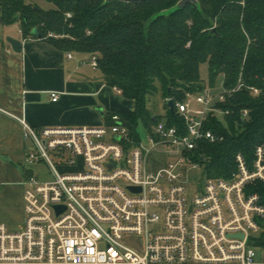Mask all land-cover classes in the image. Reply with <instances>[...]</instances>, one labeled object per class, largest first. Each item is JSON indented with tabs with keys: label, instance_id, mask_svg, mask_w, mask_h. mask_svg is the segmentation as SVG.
Wrapping results in <instances>:
<instances>
[{
	"label": "built area",
	"instance_id": "obj_1",
	"mask_svg": "<svg viewBox=\"0 0 264 264\" xmlns=\"http://www.w3.org/2000/svg\"><path fill=\"white\" fill-rule=\"evenodd\" d=\"M90 65L99 69L97 57ZM242 87L188 95L175 105L184 127L155 124L148 149L118 114L110 125L72 128L37 129L18 118L28 143L25 220L18 232L0 224V264H264L256 252L264 258V203L253 189L264 184V146L252 169L237 154L229 178H208L187 194V172L201 168L199 144L222 140L207 124L218 111L229 115L222 105ZM160 148L162 164L152 169Z\"/></svg>",
	"mask_w": 264,
	"mask_h": 264
},
{
	"label": "trees",
	"instance_id": "obj_2",
	"mask_svg": "<svg viewBox=\"0 0 264 264\" xmlns=\"http://www.w3.org/2000/svg\"><path fill=\"white\" fill-rule=\"evenodd\" d=\"M44 1L49 10L27 0H0V26L18 23L24 39L97 57L106 85L134 103L132 111L116 114L135 141L140 125L147 131L159 122L184 127L175 105L206 89L201 65L209 66L211 86L219 75L227 90L241 81L242 89L222 105L230 112L224 123L207 124L222 140L200 143L196 155L207 178H229L237 154L252 169L257 147L264 146V0H196L178 10L181 0ZM35 29L40 37L32 35ZM158 92L165 116L148 109V99ZM107 121L110 125L111 116ZM253 189L264 203V184Z\"/></svg>",
	"mask_w": 264,
	"mask_h": 264
},
{
	"label": "crops",
	"instance_id": "obj_3",
	"mask_svg": "<svg viewBox=\"0 0 264 264\" xmlns=\"http://www.w3.org/2000/svg\"><path fill=\"white\" fill-rule=\"evenodd\" d=\"M8 31L0 26V224L21 231L28 143L18 118L37 129L101 126L113 114L132 111L134 103L106 85L89 54L24 39L20 29L16 36ZM7 37L22 42L21 53L12 50ZM52 93L59 95L55 102Z\"/></svg>",
	"mask_w": 264,
	"mask_h": 264
},
{
	"label": "rangeland",
	"instance_id": "obj_4",
	"mask_svg": "<svg viewBox=\"0 0 264 264\" xmlns=\"http://www.w3.org/2000/svg\"><path fill=\"white\" fill-rule=\"evenodd\" d=\"M27 2L31 3L32 5L36 4L40 8H42L43 10H49L51 8V5L46 3L44 0H27ZM18 29H20L19 24L18 23L14 24V25L9 27L8 33L12 36H16V35H18L17 34ZM200 76H201V79L206 84V86H207L206 89H207L210 96L216 97L219 94L224 92L225 88H224V77H223V75H219L216 78L213 86L210 85V74H209L208 64L205 63V64L201 65ZM186 99H187V97H186ZM148 109L153 116H165L166 110H165L164 100H163L161 92L154 94L153 96H151L148 99ZM215 115H216L215 117L219 121L224 123L225 115H223V113L221 111H218ZM147 133H148L147 129L143 125H140L138 128V134L140 135V138L143 141V146L145 149H148L150 147V144H148L147 140H146ZM162 152H163V150L160 148L156 151V153L151 154L149 164H150L152 169H155L156 167H158L162 164L163 160L161 159V157L159 158V155H158V154H162ZM40 173H41L40 176L42 178L47 177L46 167H44ZM207 180H208L207 175H206V173L202 167L198 168V169H190L187 172V176H186V182H187V186H188V191H187L188 196L193 195L195 190H196V187L200 184H203ZM9 230L10 231H18L19 229L13 227V228H10ZM253 236L259 237L260 234L255 233V234H253ZM125 242L128 244L134 243V244H137L138 247H141V240L140 239L131 240L130 238H126ZM256 252H257V262L258 263L263 262L264 258L262 257L261 252L258 249H256Z\"/></svg>",
	"mask_w": 264,
	"mask_h": 264
},
{
	"label": "water",
	"instance_id": "obj_5",
	"mask_svg": "<svg viewBox=\"0 0 264 264\" xmlns=\"http://www.w3.org/2000/svg\"><path fill=\"white\" fill-rule=\"evenodd\" d=\"M107 2H110V1H121V2H124V3H142V2H145V1H149V0H106ZM189 3H196V0H181L177 5H176V9H182L184 8L187 4ZM32 35L34 36H37V37H40V33L37 29H35L33 32H32ZM6 42L11 46L12 50L15 52V53H21L22 52V42L15 39V38H12V37H7L6 38ZM168 106L171 110V113H174V104L172 101H169L168 102Z\"/></svg>",
	"mask_w": 264,
	"mask_h": 264
}]
</instances>
